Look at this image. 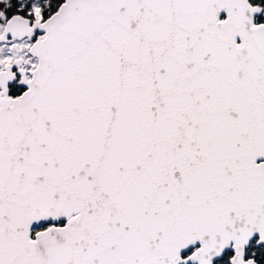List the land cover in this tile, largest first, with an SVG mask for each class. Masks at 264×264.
Returning a JSON list of instances; mask_svg holds the SVG:
<instances>
[{
  "label": "snow or ice",
  "instance_id": "1",
  "mask_svg": "<svg viewBox=\"0 0 264 264\" xmlns=\"http://www.w3.org/2000/svg\"><path fill=\"white\" fill-rule=\"evenodd\" d=\"M0 264H264V0H0Z\"/></svg>",
  "mask_w": 264,
  "mask_h": 264
}]
</instances>
